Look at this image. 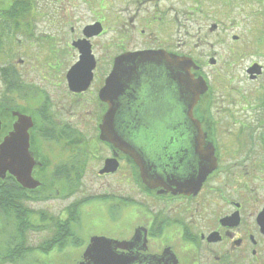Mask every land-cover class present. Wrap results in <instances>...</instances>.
Here are the masks:
<instances>
[{
  "label": "flooded vegetation",
  "instance_id": "flooded-vegetation-1",
  "mask_svg": "<svg viewBox=\"0 0 264 264\" xmlns=\"http://www.w3.org/2000/svg\"><path fill=\"white\" fill-rule=\"evenodd\" d=\"M17 1L0 0V264H264V86L261 98H243L239 118L218 107L210 59L172 40L173 23L151 15V0H131L151 31L141 47L131 36L147 30L135 24L103 43L105 19L90 0L93 19L79 29L71 22L83 17L65 12L80 8L73 0H53L49 14L33 0L30 13L7 12ZM145 51L191 59L192 76L206 82L192 116L213 169L199 189L198 127L180 102L179 69L119 62ZM255 64L245 71L251 82L264 77L262 64V75H248ZM112 75L115 130L132 156L101 129ZM16 128L28 138L19 153L34 188L18 181L17 152L5 149Z\"/></svg>",
  "mask_w": 264,
  "mask_h": 264
},
{
  "label": "rangeland",
  "instance_id": "rangeland-1",
  "mask_svg": "<svg viewBox=\"0 0 264 264\" xmlns=\"http://www.w3.org/2000/svg\"><path fill=\"white\" fill-rule=\"evenodd\" d=\"M38 11L43 14L53 12L50 3L53 0H33ZM78 3L79 9H71V21L74 16H82L79 20L71 22L76 29L92 21V13H100L104 20L107 35L102 42H109L118 30L145 28L140 21L142 11L131 0H90L89 7L85 3L89 0H73ZM261 0H151L148 6L151 15L167 18L175 27L170 38L182 40L183 47L199 60L209 62L212 59L216 64H210V81L218 107L229 109L240 117L239 110L243 107V98L253 100L263 95L264 77L258 82H251L245 71L252 62L264 65V3ZM56 2V1H54ZM67 7V3H64ZM102 7V10L99 9ZM46 16V15H45ZM176 16L179 21L175 23ZM117 19V21H116ZM110 23H108V22ZM36 28L41 35L47 36L50 28L47 18H40ZM145 36L134 32L131 36V46H144L150 30L146 29ZM169 35V31L167 36ZM152 37V36H151ZM165 37V36H163ZM45 44V37L43 41ZM108 54H111L109 52ZM88 187L93 184L87 183ZM98 188V185H95ZM53 205L63 203L54 201ZM38 207V206H37ZM36 207V208H37Z\"/></svg>",
  "mask_w": 264,
  "mask_h": 264
},
{
  "label": "water",
  "instance_id": "water-1",
  "mask_svg": "<svg viewBox=\"0 0 264 264\" xmlns=\"http://www.w3.org/2000/svg\"><path fill=\"white\" fill-rule=\"evenodd\" d=\"M86 60V59H85ZM163 60V61H162ZM84 62V58L82 59ZM157 61H162L168 67L169 69L173 70L174 65L177 66V69H179V72L176 75L177 82L180 86L181 90V97L180 102L184 104V108L190 111L188 113V118L194 126L198 127V138H196V141L198 144L195 145V149L197 151V157L198 163H199V173H198V189L201 187L202 182L206 179L207 175L212 171L213 168L210 169V156H207L205 154L199 153L201 142L203 141L201 138V129H200V123L195 120L192 116V110L197 104V102L200 99V95L205 93L207 91V85L206 82L203 79H195L190 69L195 66L194 62L189 58H181L177 59V61L172 62L167 54L165 53H159V52H153V51H145V52H138V53H129L119 58L120 63L125 64H133L134 66H138L141 64H148V63H154ZM216 62L214 59L210 61V64L214 65ZM256 69H261L259 65H254L248 73L253 75ZM256 75L261 74V70L256 71ZM73 75H69L71 78ZM256 77V76H255ZM253 77V78H255ZM116 78V75H112L108 81V86L104 91L103 99L106 101L110 108L108 113L105 115L103 119V123L101 125V129L103 133L106 135L105 140L114 143L117 145L122 151H124L126 154L131 155L133 154V148L120 136L119 133L115 130V120H116V109L113 107V101H112V95H111V84ZM22 131L16 128V133L12 135V137L7 141L6 143V151L9 149L14 150L13 152H17L14 155L13 162L16 163L18 166H22L23 169H19V172H16V175L18 176V181L26 188H34L37 186V183L33 184V180H31L30 176V167L27 163V160L25 157L20 155V150L25 149L28 146V138L26 135L25 141L26 143H23V139L21 137ZM15 146H11L10 144ZM11 146V147H10ZM4 147L0 146V167L2 158L4 156L5 150H3ZM24 153V152H23ZM8 155V152H7ZM138 164L143 167L142 162L138 159ZM209 165L207 169H203V166ZM213 167V166H212ZM0 175H1V168H0ZM40 184H38L39 186ZM182 187H184V184H181Z\"/></svg>",
  "mask_w": 264,
  "mask_h": 264
},
{
  "label": "trees",
  "instance_id": "trees-1",
  "mask_svg": "<svg viewBox=\"0 0 264 264\" xmlns=\"http://www.w3.org/2000/svg\"><path fill=\"white\" fill-rule=\"evenodd\" d=\"M261 3H264V0L260 1ZM31 10V6L29 5V3L26 0H20L17 2H14L12 7H10V9L7 12L10 13H30ZM1 71V68H0Z\"/></svg>",
  "mask_w": 264,
  "mask_h": 264
}]
</instances>
